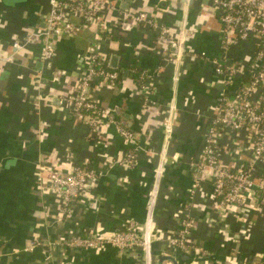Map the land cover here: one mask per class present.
I'll return each instance as SVG.
<instances>
[{
	"label": "crops",
	"instance_id": "0c3cea01",
	"mask_svg": "<svg viewBox=\"0 0 264 264\" xmlns=\"http://www.w3.org/2000/svg\"><path fill=\"white\" fill-rule=\"evenodd\" d=\"M122 1L117 0L119 7ZM127 8L143 10L181 33L186 47L195 52L218 54L219 23L207 0H132ZM49 9L50 0H0V264H144L137 247L89 250L58 243L88 229L108 232L130 221L142 231L159 165L150 223L152 264L164 256L173 257L175 264L263 263L264 213L243 209V222L232 229L212 205L209 179L199 177L193 188L194 162L221 90L211 63L191 57L177 63L156 41L153 29L131 25L125 30L124 22L117 21L100 51L114 66L109 68L118 71V83L95 84L90 94L129 129L133 141H126L108 122L92 134L88 124L64 106L62 97L74 88L95 29L57 36L54 58L44 61L41 33ZM14 41L22 48L15 49ZM252 53L244 43L230 49L228 61L247 60ZM143 82L150 85L148 101L139 92ZM227 137L245 142L240 132ZM130 149L136 160L122 165L118 160ZM249 157L242 147L224 153L221 162L237 167ZM83 162L96 169V179L64 217L59 197L42 185L51 168L67 173ZM182 210L189 213L190 240L197 251L167 244ZM161 264L174 263L166 258Z\"/></svg>",
	"mask_w": 264,
	"mask_h": 264
},
{
	"label": "built area",
	"instance_id": "2783aa9c",
	"mask_svg": "<svg viewBox=\"0 0 264 264\" xmlns=\"http://www.w3.org/2000/svg\"><path fill=\"white\" fill-rule=\"evenodd\" d=\"M207 1L219 23L220 45L217 55L195 52L186 47L181 33H175L171 27L160 24L143 10L120 8L117 0H50V9L41 33L44 41L40 56L50 62L56 54L54 39L57 36H74L83 28L94 27L96 33L85 53V65L74 88L62 97V102L75 117L88 124L92 134L99 131L104 123H113L128 142L133 141L132 133L121 126L110 111L90 94L95 84L115 86L118 83V71L109 68L107 56L100 51L101 45L114 34L117 21L124 22L125 30L131 29V25L153 29L156 41L170 50V59L177 63L185 57L209 61L213 67L214 80L222 88L214 100L213 113L207 118L203 146L194 162L196 172L193 175V188L198 187L199 177H207L212 185V205L215 210L224 218L227 213H233L242 221L240 214L243 209L264 213V0ZM244 43L252 47L251 57L242 61H228L230 49ZM12 46L15 49L22 48L18 41H14ZM149 87L147 82L139 84L144 101L149 100ZM237 132L243 135L244 143H235L227 137ZM242 147L249 151L250 157L239 166L229 167L221 162L224 153L239 151ZM135 160L136 152L130 149L123 153L118 162L131 166ZM161 170L159 165L155 171L149 212L142 231L130 221L122 228L108 232L88 229L58 244L89 250L106 245L119 251L137 247L143 254L144 264H152L150 223ZM48 173L49 179L42 188L59 197L64 217L70 216L73 203L85 195L86 189L97 176L96 169L85 162L75 164L67 173L57 167L51 168ZM178 220L177 231L167 238L168 246L181 251H197L190 240L192 223L189 213L180 211ZM41 243L47 246L54 244Z\"/></svg>",
	"mask_w": 264,
	"mask_h": 264
},
{
	"label": "trees",
	"instance_id": "16d2710c",
	"mask_svg": "<svg viewBox=\"0 0 264 264\" xmlns=\"http://www.w3.org/2000/svg\"><path fill=\"white\" fill-rule=\"evenodd\" d=\"M137 73V71H135ZM121 126H123L122 122H120V120H116ZM122 123V124H121ZM125 127V126H123ZM126 128V127H125ZM127 129V128H126ZM129 130V129H128ZM225 221L228 225L231 226L232 229H236L239 227L240 225V221L238 219V217L233 214V213H227L226 216H225Z\"/></svg>",
	"mask_w": 264,
	"mask_h": 264
},
{
	"label": "water",
	"instance_id": "95a60500",
	"mask_svg": "<svg viewBox=\"0 0 264 264\" xmlns=\"http://www.w3.org/2000/svg\"><path fill=\"white\" fill-rule=\"evenodd\" d=\"M130 1H132V0H123L122 3L120 4V7L124 8V9L127 8L128 5H129V3H130ZM117 58H118V57H117L116 55H115V56L113 55V56L111 57V59H112L113 61H116ZM112 60H111V61H112ZM108 66H109L110 68H114V66L112 67V66L110 65V63H108ZM217 87L222 88V85L219 84ZM166 258L170 259V260L173 261V263L175 264V261H174L173 257H169V256H164V257H162V259L159 261L158 264H161L162 260H163V259H166ZM260 264H264V262H263V263H260Z\"/></svg>",
	"mask_w": 264,
	"mask_h": 264
}]
</instances>
